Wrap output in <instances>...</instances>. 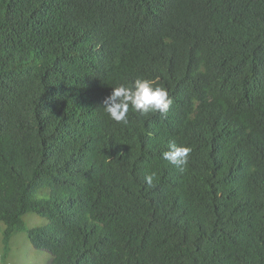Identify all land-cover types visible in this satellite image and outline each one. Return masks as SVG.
<instances>
[{
	"label": "trees",
	"instance_id": "obj_1",
	"mask_svg": "<svg viewBox=\"0 0 264 264\" xmlns=\"http://www.w3.org/2000/svg\"><path fill=\"white\" fill-rule=\"evenodd\" d=\"M137 78L172 112L110 120ZM29 212L49 264H264V0H0L6 253Z\"/></svg>",
	"mask_w": 264,
	"mask_h": 264
},
{
	"label": "clouds",
	"instance_id": "obj_2",
	"mask_svg": "<svg viewBox=\"0 0 264 264\" xmlns=\"http://www.w3.org/2000/svg\"><path fill=\"white\" fill-rule=\"evenodd\" d=\"M174 99L168 91L147 78H137L130 85H119L112 87L110 94L103 101V112L110 120L127 125L129 123V111L139 113L142 116L149 114L166 115L168 110L172 112ZM192 149L189 146L169 143L167 151L162 156L170 164L183 172L189 161ZM146 184L153 185V176L145 177Z\"/></svg>",
	"mask_w": 264,
	"mask_h": 264
},
{
	"label": "rangeland",
	"instance_id": "obj_3",
	"mask_svg": "<svg viewBox=\"0 0 264 264\" xmlns=\"http://www.w3.org/2000/svg\"><path fill=\"white\" fill-rule=\"evenodd\" d=\"M38 196L46 197L48 189L38 191ZM25 230L15 233L10 244V251L6 253L3 243L4 225L0 222V253L4 256V264H49L51 253L35 248L28 238V230L32 227H47L49 221L46 217L29 212L24 216Z\"/></svg>",
	"mask_w": 264,
	"mask_h": 264
},
{
	"label": "built area",
	"instance_id": "obj_4",
	"mask_svg": "<svg viewBox=\"0 0 264 264\" xmlns=\"http://www.w3.org/2000/svg\"><path fill=\"white\" fill-rule=\"evenodd\" d=\"M0 264H4L3 257L1 255V253H0Z\"/></svg>",
	"mask_w": 264,
	"mask_h": 264
}]
</instances>
